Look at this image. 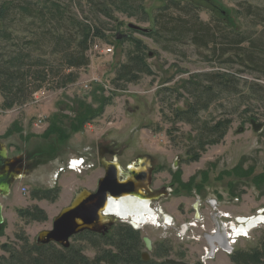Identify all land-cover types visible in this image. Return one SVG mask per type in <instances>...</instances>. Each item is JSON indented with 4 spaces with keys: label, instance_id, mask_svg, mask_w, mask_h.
Returning a JSON list of instances; mask_svg holds the SVG:
<instances>
[{
    "label": "rangeland",
    "instance_id": "rangeland-1",
    "mask_svg": "<svg viewBox=\"0 0 264 264\" xmlns=\"http://www.w3.org/2000/svg\"><path fill=\"white\" fill-rule=\"evenodd\" d=\"M187 1L199 4L201 20L209 21L212 15H217L249 35L259 34L264 27V0H138V9H115L112 20L100 14L99 19L92 20L93 27L104 28L103 36L90 37L89 64L72 70L76 73L73 83L62 85L58 76L51 73L41 81H34L35 73L23 91L26 99L23 102L16 99L9 107L4 104L10 101L14 89L11 93H0V148L9 157L24 160L27 154L38 163L15 184L16 189L0 192L3 212L0 264L13 261L14 253L19 252V256L34 245L37 236L52 228L54 219L71 204L76 193L95 188L103 169L99 157L106 161L116 158L120 169H126L137 162L138 156L140 160L151 156L155 185L180 180L175 192L153 202L163 213L175 216L174 226L160 228L145 224L138 232L141 245V236L151 242L152 249L141 248L150 259L231 264L230 251L257 246L264 235V223L249 229L245 236L236 237L232 247L217 246L219 250L212 255L208 254L202 233L213 230L212 219L239 222L259 214L264 216V186L258 189L252 182V177L264 173V97L251 94L248 89L253 82L264 86V79L242 71L235 64L225 65L216 56L208 61L209 54L190 43L159 42L128 28L131 23L142 29H155V15L165 5L183 6ZM72 2L71 10L79 18L88 15L90 7L84 1ZM20 28L16 36L13 34L14 40H0V55L19 49L17 38L28 37L33 31ZM120 35L123 37L118 38ZM138 42L141 49L137 48ZM95 44L100 48L112 47V53H100L94 49ZM131 55L143 56V71H136L137 78L133 81H127L128 77L118 78V71ZM215 71L234 76L243 95H235L231 89L218 90L217 95L202 91V86L210 83L200 79V73ZM194 82L199 83L197 91L193 89ZM88 106L101 114L74 132L75 119L79 114L85 116ZM178 110H183L182 114ZM252 118L257 121L250 123ZM217 121H227L223 137L203 149L196 148L197 137L205 132L200 128ZM51 125L58 127L57 133L49 132ZM109 144L114 149L112 155L102 153V148ZM193 154L198 157L190 159ZM80 158L85 163L78 170L69 168L71 160ZM87 164L94 167L88 168ZM181 188L186 191L178 194ZM199 212L204 220L198 223L194 218H199ZM184 220L196 225L182 241L176 232ZM124 228L130 231L127 225ZM114 235L111 231L109 236L114 238L111 241L77 235L68 242L70 250L92 261L101 248L119 255L116 245L121 241ZM49 246L58 252L64 250L56 243ZM155 248L162 256L154 255ZM218 256L221 261L216 260Z\"/></svg>",
    "mask_w": 264,
    "mask_h": 264
},
{
    "label": "trees",
    "instance_id": "trees-1",
    "mask_svg": "<svg viewBox=\"0 0 264 264\" xmlns=\"http://www.w3.org/2000/svg\"><path fill=\"white\" fill-rule=\"evenodd\" d=\"M82 1L90 7V10L87 16L79 18L71 10L72 0L64 4L57 0H0V40L11 41L13 34L16 36L22 29L20 27H23V30H29V28L33 30L30 36L17 38V43L21 44L19 49L6 52L7 55L5 53L0 55V93H11V89H14V92L10 94V101L4 105L9 107L16 99H21L22 102L26 99L23 91L29 81L31 82L34 78L35 73L34 81H41L51 73L58 76L62 85L73 83L76 80V73L72 70L84 68L89 64L87 50L90 37L103 36L101 31L104 28L93 27L95 24L92 20L99 19L98 14L112 20L115 9L122 10L127 7L138 9L139 7L138 0ZM169 6L170 4L165 5L155 15V29L150 27L145 28V31L135 30V32L154 37L159 42L190 43L195 48L206 51L209 54L206 56L209 58L208 61H211L212 56H216L217 60L225 65L235 64L242 68V71L247 70L257 74L258 78L264 79V27L259 34L256 32L249 35L233 28L232 23H229L231 21L227 24L217 15H212L209 21L201 20L198 16L200 7L197 3L187 1L183 6H178L176 3H173L172 7ZM137 44V48L141 49L139 42ZM144 67L143 56L131 55L129 62L124 63L118 71V78L128 77L127 81H133L137 78L134 73L143 71ZM34 68L36 72H33ZM199 78L210 83L203 85L202 91H211L217 95L218 90L229 91L228 89H231L233 94L243 95L234 76L215 71L213 74L200 73ZM198 84L193 83L195 91L200 88ZM248 89L251 94L264 97V86L260 84L253 82ZM242 97L244 96L240 98ZM191 109L192 106L185 112L189 113ZM100 111H102L101 107ZM182 111L178 110L177 113L182 114ZM84 114L85 116L79 114L75 119L77 124L72 128L74 132L83 123L101 113L93 111L88 106ZM255 121L257 120L253 118L249 120L250 123ZM226 129L227 121H217L215 124L202 126L200 130H205V132L197 137L196 148L203 149L208 144L219 142ZM49 132L57 133L58 127L51 125ZM196 148H193V151H196ZM197 157V154H193L190 159ZM252 182L257 185L258 189L264 186V173L252 177ZM115 230L112 231V233L115 232V239L121 241L116 245L117 248L115 247L119 255L100 249L99 254H96L92 261H88L78 251L70 250V244L67 247L60 245L64 250L58 252L50 248L49 245L52 242H35L34 245L26 248L25 253L19 256H17L19 252L14 253L16 254L14 257L12 254L13 261L5 260L4 264H169L166 261H142L139 255L141 248L139 234L132 229L129 231L122 227ZM78 235L97 237L99 240L105 238L92 233L85 235L80 232ZM106 239L111 241L114 238L108 235ZM233 250L230 253L231 264H264V235L253 249Z\"/></svg>",
    "mask_w": 264,
    "mask_h": 264
},
{
    "label": "flooded vegetation",
    "instance_id": "flooded-vegetation-1",
    "mask_svg": "<svg viewBox=\"0 0 264 264\" xmlns=\"http://www.w3.org/2000/svg\"><path fill=\"white\" fill-rule=\"evenodd\" d=\"M112 144H109V147L102 148V153L112 155L114 153V149H112V148L110 149V147H112ZM7 157L11 160V162L9 164L11 165L12 169H14V166H19L21 169L20 175L15 176V180L10 185L9 190H8V192H9L10 190H12V188L16 189L15 184L19 180H22L25 175H27V173L29 172L31 167H33V166L35 167L36 165L38 166V163H35L34 159L31 158V156L27 155V154L25 156L26 159H24L25 161L19 157H9V156H7ZM139 157L140 156H138V158ZM148 157H149L148 158L149 161H148L147 165L152 169L150 177H149V175L146 176V174H147V172L145 171V164L147 162L146 158H144L143 160L142 159L140 160L137 158V162L133 166H131L130 168L128 167L126 169H120L121 171L117 170L118 172H120V174H118V172H116V174H115V179L117 182H119V183H124V182L127 183L129 181L131 182V183H127V185L125 184L126 185L125 190L131 196H126V197L120 196L117 199L112 200V202H111L112 205H110L109 207H107V209H105V212H108L110 215L114 216L111 223L108 225V224H106V222H103L102 224H105V226L101 229L100 232H94V231H90V230L85 229V230H83L84 232L81 231V233H83L85 235L91 234V233L92 234H98L99 236H104L105 238H103L101 240L105 241L106 237H108V235H110L111 231H114L115 229L119 230L120 227L124 228L125 225H127L128 227H130V229H132L133 231H135L137 233L139 232V230H141V228L145 224H150L152 226L160 227V228H167V227H173L174 226V224L176 222L175 216L172 214L163 213L161 211V209L158 208V206L154 205L153 202L157 201V199L161 196L168 195V194H170V192H173L174 190L176 191L177 187H180V186H177L178 181L174 180V179H173V181L170 180V181L166 182V185H164V184L155 185L154 184L155 180L153 178V176H154L153 174L155 172L154 171L155 170L154 161H153V158H151V156H148ZM109 161H111V162L116 161V158H115V160L111 159ZM84 163H85V161L83 159V164ZM87 166H89L88 168L94 167L93 164H87ZM137 169L138 170L141 169V171L137 172L136 171ZM109 172H110V170H109ZM105 176H106V172H105V169L103 168L102 169V175L100 178H103ZM171 178H173L172 174H171ZM98 180L95 181L96 186L92 190L93 192L97 189ZM22 188L24 190H26L24 187H22ZM180 191H186V190H184V188H181L177 191V193L180 194ZM0 192L2 193L1 190H0ZM136 192H139L141 194V197L136 195L135 194ZM128 194H126V195H128ZM123 196H125V195H123ZM116 204L117 205L120 204L119 205L120 207H118ZM115 205L117 206V209L119 208V210L122 211V215L120 213H114V212L109 211V208L115 207ZM127 205L129 207H126ZM159 207H161V206H159ZM128 210H129V212H128ZM136 210H137V213H135ZM132 213H133V215H132ZM134 213H135V215H134ZM103 215H106V214H103ZM124 215H126V216H124ZM198 215H199V218H196L194 216L195 217L194 219H197V222L199 223V222H202L204 220V218L200 214V212L198 213ZM227 216L228 215H223V217H227ZM130 220L132 221V223H134V225L136 223L137 224L136 226H138V228H134L131 225ZM241 220H243V219H239V222L237 220L235 222H233L231 220H227L225 222L223 220L218 221L216 219H212V222L215 223V224H213V226H214L213 230L209 233H207V232L202 233L204 235V237H203L204 242H205L206 246L209 247L208 254H210V253L214 254L217 250H219V249H216V248H218L217 246H219L221 248H226L227 246L232 247L233 241H231V232L233 231V228H239L245 224V223H243L244 221H241ZM195 225H196V222H194V224H189V223L185 222V220H184L180 224L179 229L176 232L177 237L180 236V239L182 241H185V239L187 238L186 234L193 232V227ZM203 227L204 226H202V228ZM88 231H89V233H88ZM196 231H199V229H197ZM79 233L80 232L74 234L69 239L77 236ZM140 238H141L142 244H143V245H141V248L143 246V248H145V250H149L151 248V242L149 241L150 247L147 248L146 243H145L146 238H143L142 236ZM195 240L197 242H199V240L197 238H195ZM234 240H235V238H234ZM141 248H140L139 255H140L142 261L152 260V259H150V257L148 256L146 251H141L142 250ZM101 250H104V249L101 248ZM223 250H225V249H223ZM164 251L167 253V249ZM154 252H155L154 255L162 256V254L159 252V250L157 248L154 249ZM225 252L228 253L229 250H227ZM231 252L232 251H230L229 253H231ZM205 253H207V252H205ZM143 254H145V256H146L145 258L143 256ZM161 261H165V260L162 259Z\"/></svg>",
    "mask_w": 264,
    "mask_h": 264
},
{
    "label": "water",
    "instance_id": "water-1",
    "mask_svg": "<svg viewBox=\"0 0 264 264\" xmlns=\"http://www.w3.org/2000/svg\"><path fill=\"white\" fill-rule=\"evenodd\" d=\"M128 28L136 31H145V29L139 28L131 23L128 24ZM125 36L126 35H124V37ZM121 37H123V35H120L118 38ZM144 158L147 159L145 164V171L147 172L146 176L149 175L150 177L152 169L147 165L149 157L144 156L143 159ZM10 162L11 160L7 157L5 149L0 148V190L2 193H8L10 185L15 180V176L20 175L21 173L20 167L14 166V169H12L9 164ZM98 162L99 165L105 169L106 176L98 180L97 189L94 192L81 189L78 193H76L71 204L64 208L54 219L52 228L48 231L41 232L37 236L36 242H52L67 247L69 244V238L74 234L85 229L100 232L105 226V224H102L103 222H106L108 225L111 223L114 218L113 215H108V217H111L109 220H104L103 218L105 217L103 214H105L104 209L106 204L110 201V199L115 200L120 196L128 194L125 189L127 183L131 182L119 183L116 181L115 174L118 172L117 170H120L117 161H106L99 157ZM141 169H137L136 171L140 172ZM118 174H120V172H118ZM135 194L141 197L139 192H136ZM2 223L3 212L0 204V226ZM130 223L134 228H138V226L134 225L131 220ZM145 243L147 248H149L150 245L147 239L145 240ZM143 256L144 258L146 257L145 254H143ZM165 261L169 264H185L184 262L173 259H166Z\"/></svg>",
    "mask_w": 264,
    "mask_h": 264
},
{
    "label": "bare ground",
    "instance_id": "bare-ground-1",
    "mask_svg": "<svg viewBox=\"0 0 264 264\" xmlns=\"http://www.w3.org/2000/svg\"><path fill=\"white\" fill-rule=\"evenodd\" d=\"M77 164V163H76ZM126 196H131V195H125V196H122V197H126ZM112 200L110 199V201L106 204V207L105 209H107V207H109L111 204ZM129 202V201H128ZM124 203V202H123ZM117 205V204H116ZM115 207H110L109 208V211L110 212H114V213H120L122 215V211L119 210V208L117 209V206L120 207L119 205H117ZM126 207H129L128 205ZM141 208V207H140ZM144 208V207H143ZM105 209H104V212H105ZM130 210V209H129ZM128 210V212H129ZM144 210V209H143ZM131 212V211H130ZM135 213H137V210L135 211ZM134 213V215H135ZM106 215H104L105 217L104 220H109L111 217L108 215H110L108 212H105ZM133 215V213H132ZM126 216V215H124ZM144 216V215H143ZM133 217V216H132ZM144 218V217H143ZM166 219V218H165ZM155 220V219H154ZM241 221H245V224L242 226V227H239V228H233V232H232V237L236 238V237H243L246 235V233L248 232L249 229H252L254 228L257 224H260V223H264V216L259 214L257 215L256 217H250V218H246V219H243ZM149 222V221H148ZM152 222V221H151ZM134 224V223H133ZM135 225H137L135 223ZM240 226V225H239Z\"/></svg>",
    "mask_w": 264,
    "mask_h": 264
},
{
    "label": "built area",
    "instance_id": "built-area-1",
    "mask_svg": "<svg viewBox=\"0 0 264 264\" xmlns=\"http://www.w3.org/2000/svg\"><path fill=\"white\" fill-rule=\"evenodd\" d=\"M94 49H96V50H98L100 53H103V54H111L112 53V47H110V46H107V47H101L100 48V46L99 45H97V44H95L94 46ZM78 161H79V167H77V169L76 168H72L71 166L69 167V168H71L72 170H74V169H76V170H78L81 166H82V164H83V158H80V159H77ZM72 161V160H71ZM70 161V162H71ZM70 165V164H69ZM22 190H23V192L25 191L23 188H22ZM239 224V223H238ZM233 232V231H232ZM232 232H231V241H233V243H235V240H234V238L232 237ZM212 253H210V255H211Z\"/></svg>",
    "mask_w": 264,
    "mask_h": 264
},
{
    "label": "crops",
    "instance_id": "crops-1",
    "mask_svg": "<svg viewBox=\"0 0 264 264\" xmlns=\"http://www.w3.org/2000/svg\"><path fill=\"white\" fill-rule=\"evenodd\" d=\"M73 156H74V155H73ZM76 163H77V164H76ZM70 166H71L72 168H76V169H77V167H79V161H78V160H72V161L70 162ZM216 260L221 261L222 259L219 258V256H218V258H216Z\"/></svg>",
    "mask_w": 264,
    "mask_h": 264
}]
</instances>
